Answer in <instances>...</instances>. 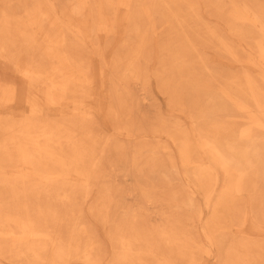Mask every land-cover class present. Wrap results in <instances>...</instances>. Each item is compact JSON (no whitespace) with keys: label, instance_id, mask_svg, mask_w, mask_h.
Masks as SVG:
<instances>
[{"label":"bare ground","instance_id":"obj_1","mask_svg":"<svg viewBox=\"0 0 264 264\" xmlns=\"http://www.w3.org/2000/svg\"><path fill=\"white\" fill-rule=\"evenodd\" d=\"M260 184L264 0H0V264H264Z\"/></svg>","mask_w":264,"mask_h":264},{"label":"rangeland","instance_id":"obj_2","mask_svg":"<svg viewBox=\"0 0 264 264\" xmlns=\"http://www.w3.org/2000/svg\"><path fill=\"white\" fill-rule=\"evenodd\" d=\"M210 56H213L212 54L209 53ZM234 71V70H232ZM11 78H13V75L10 74L9 75ZM139 102L140 107H141V112L142 114L149 116L151 118L152 121H154L156 119V117L162 116L164 119H168L169 117V107L167 105V101L166 98L160 94L158 91L153 90L152 95L150 97H148L146 100L143 99V95L139 92ZM182 121L180 122L184 127H189V124L187 123V121L185 119H181ZM116 183H118V185L123 188L126 193L131 190L132 188L135 187V183L134 180L127 178V177H122L121 179H119V181H117ZM172 188H175L174 190L180 191L182 193L183 196H185V194L183 192H187L186 188H187V180H185L183 177H181L180 175H175L172 180ZM261 190L262 193L264 192V186L262 184L258 185V187L256 188V190L254 191L255 195H259L261 194ZM196 201H195V208L198 209H202L203 210V219L206 220L209 216V213L207 212V210L204 208V200L202 198V196L197 195L196 194ZM124 204L127 206H133L134 208L136 207V202L135 199L131 196L126 194V196H124ZM160 206H157V209H149L148 206H146L147 209H149L147 211V215H148V219L149 222L153 225H156L157 223H159L161 221V219H159L158 217V213H159V208ZM164 212L166 213H170L172 214L174 212L175 215H179L178 217H180L181 219H185L186 215L183 212H179L176 213L174 210L172 209H167L166 207H162ZM119 213L122 212V209H120L118 211ZM189 214V213H188ZM192 232L194 233V237H196L198 240H202V237L200 236V229L198 227L193 228ZM101 235L103 236V231L101 230ZM237 236H233L230 235L224 240L225 241V246L227 247V245H229L230 242L234 241L235 239H237ZM222 249L221 254L219 255V251L214 250L212 257H216L215 259L211 258V259H207L206 260V264H217L216 260L218 261L217 256L219 255L221 258L224 257L225 254V249Z\"/></svg>","mask_w":264,"mask_h":264}]
</instances>
